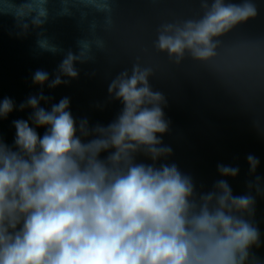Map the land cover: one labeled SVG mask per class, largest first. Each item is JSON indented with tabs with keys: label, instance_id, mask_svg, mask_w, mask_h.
<instances>
[{
	"label": "clouds",
	"instance_id": "clouds-1",
	"mask_svg": "<svg viewBox=\"0 0 264 264\" xmlns=\"http://www.w3.org/2000/svg\"><path fill=\"white\" fill-rule=\"evenodd\" d=\"M198 2V18L156 29L153 47L177 66L187 55L215 67L221 37L258 15L254 0ZM115 3L0 0V16L14 17L17 31L10 35L17 38L41 29L37 49L55 55L64 50L45 35L44 25L79 13L89 35L77 41L78 54H65L48 83L55 88L69 83L62 76L78 78L76 62H94V49L106 50L98 30L114 28ZM155 74L137 57L130 72L124 69L111 80L109 96L123 108L107 126L90 127L87 118L77 126L68 97L50 111L40 107L50 99L43 92L19 105L20 110L31 108L32 124L46 131L41 137L28 121L14 120L15 150L0 136V264H259L250 250L260 246V233L244 218L254 216L253 195H233L224 179L212 191L199 193L193 178L176 164L157 166L173 149L161 138L170 121L163 110L167 98L150 84ZM32 80L43 86L49 73L37 70ZM14 107L12 99L0 100V119ZM88 137L93 138L83 139ZM103 152L108 155L102 159ZM140 155L152 163L138 162ZM247 161L254 174L259 159L249 154ZM217 169L224 177L239 173L238 167L223 164ZM247 186L264 192L259 176Z\"/></svg>",
	"mask_w": 264,
	"mask_h": 264
}]
</instances>
